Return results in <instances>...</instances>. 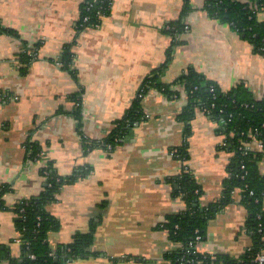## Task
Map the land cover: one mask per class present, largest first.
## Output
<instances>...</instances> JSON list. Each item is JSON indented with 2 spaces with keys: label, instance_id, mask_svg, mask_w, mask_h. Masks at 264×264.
I'll list each match as a JSON object with an SVG mask.
<instances>
[{
  "label": "crops",
  "instance_id": "obj_1",
  "mask_svg": "<svg viewBox=\"0 0 264 264\" xmlns=\"http://www.w3.org/2000/svg\"><path fill=\"white\" fill-rule=\"evenodd\" d=\"M83 1L0 0V23L9 30L0 33V187L9 188L0 247L14 259L22 255L12 208L44 190L41 168L49 165L61 177L75 176L45 205L59 221L47 236L52 249L95 223L94 253L69 264H172L164 255L178 245L161 225L186 209L175 193L176 176L187 166L200 187V206H207L221 197L231 156L210 116L192 108L182 120L190 100L177 80L192 69L222 91L241 82L261 99L264 54L209 16L206 0H111L97 27L80 30ZM183 13L188 29L174 45L167 29ZM258 18L264 21V11ZM66 44L72 71L59 65ZM156 73L177 95L150 88L137 98L144 79ZM137 101L142 114L120 142L110 150L85 148L83 140L105 141ZM28 141L42 149L40 160L28 157ZM182 145L184 158L171 154ZM259 168L264 174V159ZM80 169L88 171L76 174ZM247 215L235 190L207 221L198 251L239 258L253 244Z\"/></svg>",
  "mask_w": 264,
  "mask_h": 264
},
{
  "label": "trees",
  "instance_id": "obj_2",
  "mask_svg": "<svg viewBox=\"0 0 264 264\" xmlns=\"http://www.w3.org/2000/svg\"><path fill=\"white\" fill-rule=\"evenodd\" d=\"M111 0H85L80 4V14L77 28L96 27L101 19L110 11ZM205 9L209 16L230 24L244 38L251 42L256 52L264 54V21L258 18V13L264 11V0H206ZM186 10V8H185ZM184 10V11H185ZM184 13L178 21L167 29L173 37L185 31ZM86 21L82 22L83 18ZM9 32L0 23V33ZM179 39H174V45ZM71 44H66L60 56V67L72 71L73 52ZM31 54L25 56L29 62ZM167 62L164 64V66ZM163 68V66H162ZM160 70V68H159ZM155 73V72H154ZM184 85L190 100V105L182 112V120H188L192 108L214 107L208 116L215 120L218 130L224 135L223 147L230 153L227 164L228 176L224 181L221 197L207 206H200V187L188 171H181L175 178L177 188L175 193L182 197L186 209L180 213L169 215L161 226L166 229L170 239L177 243V248L167 252L164 257L172 264H260L255 260L258 252L264 249V174L261 173L259 162L264 159L262 151L245 149L251 140L250 133L255 134L264 144V97L255 99L247 88L240 82L228 91H222L214 82L206 81L194 70L189 69L178 80ZM155 88L168 96L174 95L170 85L158 82L157 73L146 77L141 85L139 97L150 89ZM177 95V93H175ZM77 96V95H76ZM79 112L80 99L77 98ZM138 101L131 106L126 115L116 121V126L108 133L103 142L83 140L85 148L102 144L111 149L120 142V137L127 134L141 116ZM224 120L221 123V120ZM187 120L185 122H187ZM188 128V127H187ZM187 135V130L185 131ZM109 145V147H108ZM180 157H185V147H175ZM30 159L42 158V149L35 143H26ZM88 169H80L76 174L83 175ZM47 177L44 190L37 196L23 199L16 203L12 210L16 213L15 224L20 235L22 255L19 259L11 257L10 253L0 247V261L9 264H69L75 258L85 257L94 252L91 245L94 238L95 223L90 222L85 232H76L68 243L59 244L52 249L47 236L59 227V221L48 213L45 205L52 199L60 186L74 179V175L61 177L54 173L49 165L41 168ZM9 188L0 187V210H8L4 202V193ZM239 190L240 203L247 209L246 229L252 237L253 244L239 258L227 254L210 255L201 253L194 245L195 236L204 238L207 221L216 212L232 200V193ZM33 254L34 258L29 255ZM264 264V263H263Z\"/></svg>",
  "mask_w": 264,
  "mask_h": 264
},
{
  "label": "built area",
  "instance_id": "obj_3",
  "mask_svg": "<svg viewBox=\"0 0 264 264\" xmlns=\"http://www.w3.org/2000/svg\"><path fill=\"white\" fill-rule=\"evenodd\" d=\"M86 19H87V17L83 18L82 22L86 21ZM184 23H185V22H184ZM96 27H97V26H96ZM184 28H185V30L188 29V25H187L186 23L184 24ZM180 34H181V33H180ZM180 34H177L175 37H173V39H179ZM58 63H59V62H58ZM59 65H60V63H59ZM175 95H176V94H175V92H174V96H175ZM213 107H214V104L211 103L209 107H202V108H200V111H201L202 113H204L205 115H208V114L211 113ZM220 122L223 123L224 120L222 119ZM250 137H251V140L245 144V145H246L245 149H247V150H254V149H255V150H257V151H262V150H263V146H264L263 142H262L260 139H257V138L255 137V134H253V133H250ZM223 144H224V142H223ZM108 147H109V145H108ZM109 148H110V147H109ZM171 154L174 155V156H176V157H180L176 148H173V149L171 150ZM30 160H31V161H37V160H39V159H30ZM184 169H185V171H187V166H184ZM201 240H202L201 235H200V234H197V235L195 236V241H194V242H195L194 245H195L196 248H197L198 243H199ZM197 250H198V249H197ZM29 257H30V258H34V255H33V254H30ZM255 260H256L258 263H260V264H263V263H264V249L261 250L260 252H258V253L256 254V256H255Z\"/></svg>",
  "mask_w": 264,
  "mask_h": 264
},
{
  "label": "water",
  "instance_id": "obj_4",
  "mask_svg": "<svg viewBox=\"0 0 264 264\" xmlns=\"http://www.w3.org/2000/svg\"><path fill=\"white\" fill-rule=\"evenodd\" d=\"M130 134H132V131H130Z\"/></svg>",
  "mask_w": 264,
  "mask_h": 264
}]
</instances>
